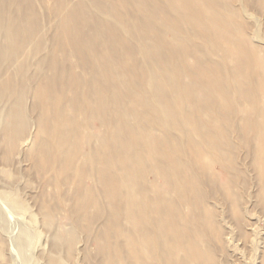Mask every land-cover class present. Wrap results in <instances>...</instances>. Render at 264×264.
Listing matches in <instances>:
<instances>
[{
  "label": "rangeland",
  "instance_id": "1",
  "mask_svg": "<svg viewBox=\"0 0 264 264\" xmlns=\"http://www.w3.org/2000/svg\"><path fill=\"white\" fill-rule=\"evenodd\" d=\"M57 1L0 0L2 264H54V258L59 264H134L129 233L139 229L134 221L138 209L143 229L157 231L159 245L175 243L180 264H264V154L257 152L258 134L247 128L264 127V94L250 87L257 83L253 77L240 78L241 71L252 70L264 77V0H156L166 14L152 22L169 41L179 38L181 49L191 50L189 71L207 69V77L218 81L222 74L225 86L214 95L212 113L206 88L197 85L204 83L199 75L189 76L196 83L193 89L179 81L176 71L153 83L138 76L145 88L136 94V101H142L135 108L140 118L132 114L130 133L142 134L143 141L162 140L171 155L160 165L145 145L140 153L137 141L129 143L126 135L124 144L133 147L130 155L138 160L137 168L122 164L125 153L115 142L126 140L112 137L113 124L102 131L94 118L89 121V108L76 110L75 97L81 102L87 86L75 89L71 81L80 83L89 74L74 40L57 36L62 31ZM74 1L82 0H69ZM93 1L83 2L86 10L113 22L124 37H140L110 14L113 1ZM128 6L139 17L149 16L136 0ZM106 8L110 13L102 11ZM115 48L118 55L126 52L129 67L142 62L149 67L140 48ZM93 53L87 52L89 60ZM163 54L161 49L155 57L161 61ZM215 62L220 75L210 68ZM45 76H52L43 93L53 111L47 121L43 103H37ZM156 86L163 88L166 104L155 100ZM146 95L158 108L152 131ZM234 124L243 129L242 141L235 137ZM102 163L112 168L102 169ZM106 174L114 183L110 197L100 181ZM88 188H93L90 198Z\"/></svg>",
  "mask_w": 264,
  "mask_h": 264
},
{
  "label": "bare ground",
  "instance_id": "2",
  "mask_svg": "<svg viewBox=\"0 0 264 264\" xmlns=\"http://www.w3.org/2000/svg\"><path fill=\"white\" fill-rule=\"evenodd\" d=\"M85 1L86 4H89L88 0ZM85 1L84 0L74 1L71 3L69 2V0H59L57 1L58 6L56 7L59 11H61L59 19L61 24L60 26L62 28L60 36L59 35L57 36L58 37L63 36L66 37L67 39L72 38L74 40L75 42L74 50L76 51V53H78L81 56V60L89 74V76H87L88 79L83 80L80 83H78L79 80L78 81L75 80L76 78L72 79L71 81V85H73L75 89L79 88L80 86L83 87L84 85L87 86V88L84 90V97L81 99V102L80 100H78L80 98L79 96L78 99L75 97L74 105L76 107V110L77 112L82 111L85 113L84 110L85 107L89 108L90 111L87 115V117L90 116L89 121H91V117L92 119L94 118L93 121L96 120L97 122H99L102 131L103 130L106 131L109 128L107 127L108 124L110 125L113 124L112 130L115 133L112 134V137L117 138L122 136L124 138L126 135H128V138H131L128 141L125 139L126 138L125 137L124 139L126 141L122 140V142L119 141V139L117 138L118 142H115L116 146H121L123 152L122 154L125 153L122 164L124 163L125 164L127 163L128 165L134 164V167L137 165L136 162L138 160L136 158H133L132 155H130L131 152L133 151L131 150V148L133 149V147L128 148L127 145L124 144L127 143V141L132 144V140H133V141H137L136 142L138 143L137 148L141 149L140 153H143V148L145 145V147L148 149V152L151 153V156L155 157V161L158 160L160 162V165H163L165 158L171 155V153L169 149L166 146H164V144L161 145L163 142L162 140H158L157 138L150 139L147 140L148 144H146L147 141L146 140H145L146 142L143 141L142 134L134 135L130 133L134 131L133 126H135L130 121L132 120V114L139 117L136 113L137 111H135V108L138 107L140 103L142 104V101H140V103L136 101V94H138L139 91L140 92L143 91L145 88L144 85H142L137 79L138 76L140 77L142 76L143 80L144 79L147 80L150 77V79L152 80L151 82L153 83V81L154 82L157 81V77H159L160 75L163 76L169 73L173 75V73H175L176 71L180 79L179 81H181L187 88L193 89L195 88L196 83L195 82L192 83L193 81L191 82L189 76L192 74H197L201 77V81L204 82V83H197V85L200 88L203 89L206 88L205 91H207V94L209 96V102H208L209 109L211 108V112L213 113L214 104L216 103V101L214 100V95L215 93L218 94L219 89L225 86L223 75L222 74L220 75V71L218 70V68H220V65L215 62L214 64H211L212 66H210V68L213 67L215 70L219 72V75L221 77V78L219 77L220 81L214 80L210 76L207 77V69L203 70L199 68V69H195V71H189V69L186 66V62L189 61V54H190L189 52L191 50L185 49V51H183L181 49L183 47L180 43L181 39L179 38H174L172 40L170 39L169 41L167 37H165V35H163V33L159 31L157 25L152 22L153 17L155 18L157 17L161 19L166 14V11L162 9L160 6H158L157 3L158 1L156 0H143V1L136 0L140 9L145 8L148 11L149 16L145 18L138 16L137 9L130 8L128 6L130 0H108L109 1L108 3H111V1L114 2L113 3L114 5L110 7L111 8L110 12L112 13L109 12V8L108 9L106 8L102 11L109 12L110 14H113V16L117 21H123L124 23H126L128 25L129 33L131 32L130 34L138 33L140 35V37H130L129 39L127 37H124L123 35L124 33L118 30V28H114L113 22L109 23V21H106L100 18L99 16L94 15L88 8H87L88 10H86L85 9L86 4L83 3ZM93 2H97V1L94 0ZM85 28L88 29L84 30ZM139 28H143V31L140 30ZM173 40H175V43H172ZM83 42L89 43V45H85L83 44ZM122 45H125L126 48L128 47L129 49L128 51L130 52L134 51L136 47L137 49L140 48V50L144 51L148 55L147 64L149 65V67L145 65L144 66L145 68H143V62L141 64L135 65L133 68L129 67L127 62L126 52L123 55H120V53L118 55L117 48H115L118 47L120 49V46ZM84 48H85V52L83 54L82 49ZM161 49L164 52V54H163V59L159 61V59H157L155 56L156 55H158L157 57L161 56ZM90 50L92 53L95 51L93 53L92 60H89V57L87 55V52ZM156 50L157 52H155ZM171 51L175 53L172 54ZM180 55H182V57ZM146 68H148L147 71L145 70ZM248 76L253 77V79L257 81V83L259 84L258 86L256 83L254 87L252 86V84H250V87L253 89V91L255 89V91L258 92L262 91V93L264 94V86H263L264 84L262 83L264 82L263 81L264 77L260 75L259 72H257V70L254 71L252 70L248 72L241 71L240 78L244 79ZM186 77L189 80H186ZM51 78L52 76L46 79L45 76L44 79L40 81L41 92H40V96H38L37 98V103H43L42 106L43 117L46 121H47L46 116L51 114L53 111L45 103V98L43 97V93L46 92V88L48 90L50 89L49 86H47L45 83H48L47 80L50 81ZM167 81L169 82L171 81L172 83L173 76L168 77ZM163 92H164L163 88L160 89L159 87H157V90L154 92L155 93L154 98L155 100H158L160 103L162 101L164 104H166L165 101L166 96H164ZM47 97H49L48 94ZM146 98L147 101L145 103L147 104V106L151 107V109L149 108L150 111H147V113L149 115L151 114L149 117L152 122L149 124V127L151 128L148 127L149 128L148 130L152 131L156 126V121H159V119H157L156 121L154 119V116L157 113L158 108H155L153 106V102H151L153 98L150 95H149L150 99H148L147 95ZM201 102H202L201 100H198L197 104H201ZM163 106L166 108L165 105ZM259 111H262V109L255 110V112H259ZM166 112L167 111L163 110V114H165ZM177 116L179 115L177 114ZM262 116L264 123V114H262ZM93 121L90 123L92 124ZM118 121L119 123L122 124L121 125L116 124V122ZM160 121H162L161 118ZM213 123L215 124V119L211 117L210 130H212ZM99 125L98 127L96 125L98 129H99ZM91 126L95 128L94 124ZM179 126L177 127L179 128ZM233 126H234V132H236L235 137L237 138L238 142L242 141L241 137L243 136L244 133L242 134L241 130L243 129L240 128L239 125L237 124H234ZM124 128L128 129L129 131L128 134L123 133L125 132ZM247 128L252 131H255V134L256 133L258 134L259 145L257 147V152L264 154V141L262 139V137H264V127L254 126V128L252 129L251 125L248 124ZM73 132L74 133L71 132L73 135L77 133L74 130ZM109 147L110 146L108 143L103 145L102 150L107 151V152L103 151L105 154L108 153V149H110ZM126 147L128 149H126ZM118 159L119 158H117V160ZM173 163L175 166L177 167L179 166L178 165L179 161L177 159H174ZM101 168L102 169L105 168L106 170H108L112 168V166L110 167L109 164L102 163ZM128 168L130 169L131 172L132 170L131 166L130 167L128 166ZM138 170L139 169H137V171ZM180 173H182V171L179 172V174ZM107 174L106 177L105 178L102 177V180L100 181L102 182L101 186L104 194L107 197H110L112 191L114 190V183L112 182L113 179H111L110 176H108ZM167 175L170 178H172L170 174ZM99 176H102V174H100ZM90 189L88 188V190H86L87 195H89L88 198H90L93 194V190H92L93 188ZM95 200L97 202L96 198ZM95 200L93 201L95 202ZM142 202L143 201H139L138 203L141 204ZM136 212L137 213L135 214L134 221L136 219L135 226L138 227L139 229L129 233L130 236L129 242H131L133 247L132 252H133V256L135 257V263L136 264H180L176 260L177 257L175 255V250L178 247H176L175 243L167 247H163L159 245V236H158L159 234L157 233V231L149 232L148 230H144L143 214L139 213L141 212L139 211V209L138 211L136 210ZM161 223L165 225L167 221H162ZM121 232H122L121 230H118L119 234ZM1 241H5V239L0 238V242ZM104 248H106L107 251H111V248H108L107 246H105ZM118 250L121 249L119 248ZM55 260H56L55 258L53 259V261L51 259L50 263L53 262L54 264H57L58 262ZM0 264H2L1 261Z\"/></svg>",
  "mask_w": 264,
  "mask_h": 264
}]
</instances>
